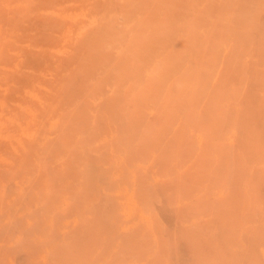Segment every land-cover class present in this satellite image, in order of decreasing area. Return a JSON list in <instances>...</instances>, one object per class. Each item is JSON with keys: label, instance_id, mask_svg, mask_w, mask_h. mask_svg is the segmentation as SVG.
I'll use <instances>...</instances> for the list:
<instances>
[{"label": "rangeland", "instance_id": "374dc122", "mask_svg": "<svg viewBox=\"0 0 264 264\" xmlns=\"http://www.w3.org/2000/svg\"><path fill=\"white\" fill-rule=\"evenodd\" d=\"M263 60L264 0H0V264H264Z\"/></svg>", "mask_w": 264, "mask_h": 264}, {"label": "bare ground", "instance_id": "6f19581e", "mask_svg": "<svg viewBox=\"0 0 264 264\" xmlns=\"http://www.w3.org/2000/svg\"><path fill=\"white\" fill-rule=\"evenodd\" d=\"M243 6L244 5H238V12L243 8ZM255 63L257 65H260V63H258L257 61ZM250 74L253 81L257 84L258 81L260 82L261 79H264V65H262L260 68L252 66V73ZM246 84L249 86V89L245 93L243 92V94L241 95V99L237 104L238 107H236L237 109L232 112V121L253 122L251 124H245V126L243 124L239 125L237 131L238 133L240 132L239 135H241L242 133H250L251 139L253 140L252 143L258 142L259 145L264 146V123H261L264 122V98L262 102L258 103V100H255V94L250 90V87L252 86V80L249 79ZM254 101L256 102V104H254ZM244 113L245 115H243ZM262 155H264V151L259 153V157H261ZM255 187L256 189H254L256 190V195L258 194L257 196H260L263 199L256 205L257 207L255 209V211L258 212V215H260V212H264L261 209V206H264V179H262V182H260V184L256 185ZM253 228L257 230L256 233H250V230ZM245 230L246 232L243 234V237L240 238V244L237 250L239 251V253H241V255L243 251L247 249V247L253 249L255 245L261 246L264 244V223L262 221L255 219L246 220ZM257 258L260 259L259 256H257Z\"/></svg>", "mask_w": 264, "mask_h": 264}]
</instances>
